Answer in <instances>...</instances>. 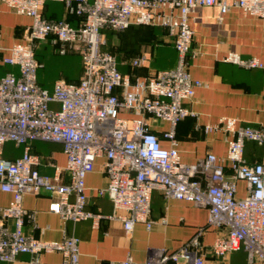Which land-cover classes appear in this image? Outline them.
<instances>
[{
    "label": "built area",
    "instance_id": "obj_1",
    "mask_svg": "<svg viewBox=\"0 0 264 264\" xmlns=\"http://www.w3.org/2000/svg\"><path fill=\"white\" fill-rule=\"evenodd\" d=\"M0 1L31 19L21 41L4 46L0 35V190L11 194L8 204L0 206V264L22 253L30 256L25 264H39L41 253L54 251L61 255L60 264H78L79 238L74 234L50 240L23 233L25 217L33 218L23 207L25 194L48 193V210L63 221L89 220L98 228L105 219L118 220L131 232L138 222L151 227L154 190L165 199L207 209L206 225L217 231L209 246L216 258L224 260L243 249L249 262L264 260V160L249 163L243 157L246 140L264 146V123L251 127L224 117L215 126L206 125L204 130L222 128L227 133L226 153L207 152L193 163L180 160L175 138L177 122L190 114L182 102L201 84L188 70L193 36L190 13L197 6H214L222 16L237 7L244 15L264 20V0ZM47 1L62 2L66 12L78 16L77 24L46 18L40 6ZM130 25L164 28L176 51L174 67L141 78L120 72L115 56L103 48V30L121 31ZM39 42L49 43L60 54L79 55L82 70L77 82L59 78L51 90L38 84L35 49ZM146 59L140 52L122 62L138 67ZM222 59L264 69L255 56L244 58L230 51ZM5 67L9 69L1 72ZM153 121L167 123L162 136L168 147L161 146L152 131ZM32 141L60 144L64 166L32 151ZM6 142L21 145V154L3 157ZM98 157L103 158L107 181L95 191L110 200L109 214L86 206L85 176ZM41 164L51 166L52 172H41ZM238 180L244 182L241 196ZM203 230L198 227L178 248H159L146 260L135 262L127 255L109 264H205Z\"/></svg>",
    "mask_w": 264,
    "mask_h": 264
},
{
    "label": "crops",
    "instance_id": "obj_2",
    "mask_svg": "<svg viewBox=\"0 0 264 264\" xmlns=\"http://www.w3.org/2000/svg\"><path fill=\"white\" fill-rule=\"evenodd\" d=\"M40 11L46 18L64 19L71 25L79 20L75 14L66 12L63 3L58 1L45 2ZM30 22L29 16L15 13L0 1V35L4 46L21 41ZM188 23L193 31L188 70L192 78L200 80L201 84L195 88L190 99L182 102L190 114L177 122L175 138L180 160L193 163L207 152L218 156L226 153L227 133L222 128L204 130L206 125L215 126L224 117L236 118L240 124L251 127L264 123V69L246 68L222 59L228 52L234 51L244 58L255 56L264 63V20L244 15L237 7L219 16L214 6H197L190 13ZM155 28L150 42L140 41L137 49L130 51L129 57L144 52L147 56L144 65L129 70L128 64L122 62L125 58H121L117 63L120 72L133 73L141 78L156 70L174 67L176 51L172 38L164 28ZM36 77L38 84L47 90L52 89L56 79L73 80L60 76L45 82L37 74ZM152 124L151 129L158 135L161 146L168 147L169 141L162 136L167 123L153 121ZM31 150L61 167L65 164V155L58 143L32 141ZM21 152V145L6 142L3 146V157L7 159H13ZM243 157L249 163L263 161L264 146L246 140ZM102 162L103 158H95L93 169L85 176L86 206L90 210L109 214L112 212L110 200L95 191L107 181ZM39 170L51 173L53 169L41 164ZM236 184L237 195H243L244 182L238 180ZM10 199V193L0 190V206L7 205ZM50 200L46 192L23 196V207L33 213V218L25 217L22 231L50 240L74 234L79 238L78 264H109L127 255L135 262L146 260L155 256L159 248H178L198 227H204L200 240L206 253L205 264H264V260L249 262L243 249L232 251L224 260L213 256L209 246L217 231L206 225L207 209L185 200L165 199L158 190L151 194V227L146 228L144 223L138 222L131 232H126L118 220L105 219L98 228H93L89 220L63 221L58 214L48 210ZM29 257V254L22 253L15 260L1 264H25ZM39 259V264H60L61 255L55 251L43 252Z\"/></svg>",
    "mask_w": 264,
    "mask_h": 264
},
{
    "label": "trees",
    "instance_id": "obj_3",
    "mask_svg": "<svg viewBox=\"0 0 264 264\" xmlns=\"http://www.w3.org/2000/svg\"><path fill=\"white\" fill-rule=\"evenodd\" d=\"M153 25H130L127 28L121 30V31H114L111 29H104V35L106 38V44L103 46V48L110 53H112L115 56L116 61H120L123 58L129 59L130 57V51H135L137 49L138 43L140 41H146L148 42L151 37L154 35V29H156ZM115 38H117V42L115 44ZM150 42V41H149ZM66 53H72V52H66ZM139 53V52H138ZM137 53V54H138ZM35 56H36V49H35ZM37 58V56H36ZM122 58V59H121ZM39 59V58H37ZM40 60V59H39ZM118 63V62H117ZM140 67V66H138ZM138 67H131L128 64L129 70H133ZM4 70H7V68H3L1 72ZM82 66H81V60H80V67L78 74L74 77H66L67 79H73L69 80L72 82H77L79 77V73H81ZM134 75L133 73H131ZM68 81V80H67Z\"/></svg>",
    "mask_w": 264,
    "mask_h": 264
},
{
    "label": "rangeland",
    "instance_id": "obj_4",
    "mask_svg": "<svg viewBox=\"0 0 264 264\" xmlns=\"http://www.w3.org/2000/svg\"><path fill=\"white\" fill-rule=\"evenodd\" d=\"M116 42L117 38L115 44ZM36 56L41 61L37 70L38 78L45 82H50L55 77H74L78 74L80 57L76 53L60 54L49 43L39 42L36 46Z\"/></svg>",
    "mask_w": 264,
    "mask_h": 264
},
{
    "label": "clouds",
    "instance_id": "obj_5",
    "mask_svg": "<svg viewBox=\"0 0 264 264\" xmlns=\"http://www.w3.org/2000/svg\"><path fill=\"white\" fill-rule=\"evenodd\" d=\"M258 195H260V194L258 193Z\"/></svg>",
    "mask_w": 264,
    "mask_h": 264
}]
</instances>
